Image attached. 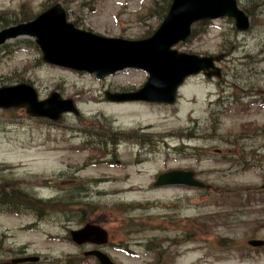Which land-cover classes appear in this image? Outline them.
<instances>
[{
	"label": "rangeland",
	"instance_id": "rangeland-1",
	"mask_svg": "<svg viewBox=\"0 0 264 264\" xmlns=\"http://www.w3.org/2000/svg\"><path fill=\"white\" fill-rule=\"evenodd\" d=\"M240 1L246 8L253 4L252 0ZM263 1L252 9V28L247 35L233 36V24L218 20L209 24L205 35L176 47L187 53L218 55L227 43L238 45L229 62L220 65L225 73L221 80L210 84L202 76L189 80L174 107L104 100L107 90L142 88L148 78L143 71L128 70L102 81L95 75L42 63L41 53L29 37L4 44L0 86L30 82L41 100L59 92L64 99L74 100L80 114L66 115L54 123L31 118L21 110H0L3 189H21L44 202L21 214L0 208V264H13L22 257L40 259L26 264H97L83 256L93 247L78 246L70 239L71 231H79L87 223L100 225L109 233L110 244L103 251L115 264H264V248L247 244L251 239L264 240V109L256 105L242 115L233 98L238 95L241 103L259 99L246 95L253 90L264 96ZM155 2L0 0V31L33 20L61 3L68 20L77 22L79 28L106 37L140 40L152 35L162 22L152 11ZM252 72L255 78L250 77ZM223 81L228 84L216 85ZM224 90L232 97L218 109L215 101ZM222 109L227 112L224 116ZM190 127L202 138L188 143L189 148L179 147L177 133H188ZM96 132L106 137L100 138ZM112 132L118 133L112 139L121 146L116 155L112 151L105 157L98 146H105ZM230 140L238 145L227 159L216 158V150L205 158L201 149L227 150ZM239 161L258 166L242 168ZM174 169L194 170L213 192L153 187L158 175ZM69 202L90 205L78 211ZM122 204L150 209L123 214ZM78 212L85 216L83 223ZM165 216L188 219L205 232L193 243L178 245L173 240L185 234L189 237L193 228L152 229L155 219L161 221ZM186 222L182 220L183 225ZM141 223L145 227L138 226ZM220 239L236 245L218 247Z\"/></svg>",
	"mask_w": 264,
	"mask_h": 264
},
{
	"label": "water",
	"instance_id": "water-1",
	"mask_svg": "<svg viewBox=\"0 0 264 264\" xmlns=\"http://www.w3.org/2000/svg\"><path fill=\"white\" fill-rule=\"evenodd\" d=\"M229 17L236 21L240 31L250 27L249 17L238 7L237 0H173L171 8L159 30L149 39L125 41L106 39L94 33L79 30L68 23L65 10L60 4L39 16L35 21L22 24L15 29L0 34V45L8 39L19 36L36 38L43 53V61L60 67L89 72L100 78L115 74L126 68L142 69L149 73L148 82L136 93L107 94L111 102L148 101L174 104L177 90L185 79L203 71L207 77H220L215 67L219 57H199L179 53L172 47L185 42L191 35V26L199 20ZM0 108H25L32 117H44L58 121L65 113L78 115L73 100H63L54 92L44 101H39L36 91L29 85L0 89ZM188 185L207 188L195 180L192 172L172 171L159 176L155 186ZM78 244L108 242L105 230L95 225H86L71 233ZM260 247L263 241H250ZM95 255L101 264H112L110 259L99 251ZM37 261L18 260L15 263Z\"/></svg>",
	"mask_w": 264,
	"mask_h": 264
},
{
	"label": "trees",
	"instance_id": "trees-1",
	"mask_svg": "<svg viewBox=\"0 0 264 264\" xmlns=\"http://www.w3.org/2000/svg\"><path fill=\"white\" fill-rule=\"evenodd\" d=\"M170 3H171V0H156L155 4L153 5L152 11L157 14L158 18H163L165 16L166 12L168 11ZM256 5H258L257 1H255L254 4L251 5V7L254 8ZM246 11L249 14H253V12L251 11L250 8L249 9L246 8ZM194 34H196V30H194ZM96 136L103 138L105 135L96 132ZM105 142H106L105 146H102V147L98 146V150L102 151L103 156L107 155V152L109 151V149L107 148V144H108V142H112V141L106 140ZM99 143L100 142H98L97 144L99 145ZM40 203H43L42 205H44V202L42 200L37 199L36 197L32 196L31 194H29V193H27L21 189L16 190V188H15V190L12 189V191L7 192L3 189V187L0 188V208L1 209H6L8 211H13V212H20L22 210H28V209H29V211H33V210H35V207H38L39 205H41ZM51 203H52V201L50 202V204ZM56 204H58V208L60 209V206H61L60 202H58ZM89 205L90 204L84 203V202H77L74 204L72 202L68 203V206H70L71 208L78 207L77 208L78 211H80L79 208H81V210H83L84 206L86 207ZM120 207H122L124 209L123 211H125V212H132V211H135L137 209H144V210L150 209V207H148L146 205L140 206L139 204H130V205L122 204V206H120ZM78 213L81 217L80 222L83 223L85 216H84V214L82 215V213H80V212H78ZM167 217L168 216H165V218H167ZM150 218L151 217H149V219ZM143 221H146V220H143ZM138 226L145 227V225H143V223H141ZM168 226H171L173 229H182L184 226H188V227L191 226L193 228L192 234L189 237L187 236V234H185L181 239L173 240V242H176L178 245H182V244L187 243L191 240L196 241V240H198L197 238L199 236H201V234L203 232H205L204 230L201 229L203 227H201L199 224H197L193 221L187 220V222L183 225L181 220H176L173 217H170V218H167V219H164L161 221H159L156 218L154 221V224L152 226V229H155V230H160V229L162 230L163 229L164 230L163 232H165V231H168L167 230ZM224 241L225 240H219L218 244L220 245ZM163 242L165 243L166 241H163ZM157 260H160V259L157 258Z\"/></svg>",
	"mask_w": 264,
	"mask_h": 264
}]
</instances>
